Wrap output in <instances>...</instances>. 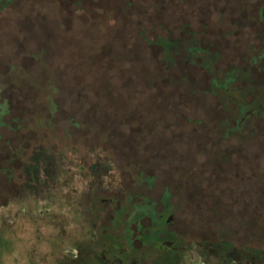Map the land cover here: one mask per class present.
I'll use <instances>...</instances> for the list:
<instances>
[{
	"label": "rangeland",
	"instance_id": "1",
	"mask_svg": "<svg viewBox=\"0 0 264 264\" xmlns=\"http://www.w3.org/2000/svg\"><path fill=\"white\" fill-rule=\"evenodd\" d=\"M187 1H0V264H97L84 213L96 191L94 173L84 175L79 159L95 157L96 148L84 146L95 144L114 146L117 161L140 157L143 152L127 144L142 127L149 132L141 137L144 145L153 141L154 129L169 128L163 138L174 128L196 143L239 148L231 158L259 159L260 213L226 215L222 223L244 220L250 232L256 224L264 248V120L252 119L239 134L223 137V109L207 93L205 72L183 63L163 66L157 45L172 62L170 49L182 43L158 35L186 37L180 32L185 24L205 31L206 22L193 19ZM203 37L198 34L205 46ZM184 44L186 59L196 61L197 49ZM21 163L42 166L40 180L24 178ZM176 219L188 239L194 231L204 239L213 222L211 215L189 212Z\"/></svg>",
	"mask_w": 264,
	"mask_h": 264
},
{
	"label": "flooded vegetation",
	"instance_id": "2",
	"mask_svg": "<svg viewBox=\"0 0 264 264\" xmlns=\"http://www.w3.org/2000/svg\"><path fill=\"white\" fill-rule=\"evenodd\" d=\"M187 2L184 5L192 8L193 19L206 22L205 31L191 30L185 24L180 32L186 37L158 35L157 39L182 43L178 51L170 49L172 62L166 61V48L157 45L164 69L179 63L201 68L207 76V93L223 109L218 121L223 137L239 134L252 119L264 120V0ZM230 6L236 7V14H229ZM227 24L233 29L226 30ZM198 34L204 35L205 46ZM184 42L197 49L196 61L186 59ZM214 84L219 86L216 93ZM188 122H192L190 118ZM139 129L130 137L134 144H127L143 152L133 160L117 161L112 145L82 143L87 150L96 148L95 157L81 154L79 162L86 169L84 175L94 173L96 191L84 213L88 215L86 235L96 244L97 264H264L256 224L250 232L244 220L230 226L222 223L226 215L260 213V160L231 158L239 148L196 143L174 128L163 138L161 132L169 128L154 129L153 141L144 145L141 137L149 138V132ZM255 133L253 128L251 134ZM259 150L257 144V153ZM20 168L21 175L32 181H39L44 172L40 165L26 169L21 163ZM50 168L52 163L47 161L45 169ZM159 182L161 189L156 187ZM185 212L211 215L213 222H209L204 239L196 231L187 238L185 226L176 219Z\"/></svg>",
	"mask_w": 264,
	"mask_h": 264
}]
</instances>
